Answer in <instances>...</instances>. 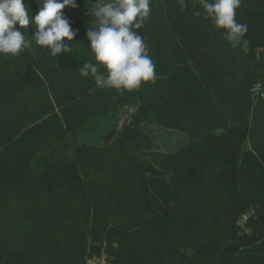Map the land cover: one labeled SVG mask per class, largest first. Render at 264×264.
I'll list each match as a JSON object with an SVG mask.
<instances>
[{"label":"trees","instance_id":"obj_1","mask_svg":"<svg viewBox=\"0 0 264 264\" xmlns=\"http://www.w3.org/2000/svg\"><path fill=\"white\" fill-rule=\"evenodd\" d=\"M75 2L70 52L17 23L27 46L0 54V264H264V0H241L235 46L200 0H149L155 79L123 94L79 71L107 77L87 13L114 0ZM148 126L186 142L156 151Z\"/></svg>","mask_w":264,"mask_h":264},{"label":"clouds","instance_id":"obj_2","mask_svg":"<svg viewBox=\"0 0 264 264\" xmlns=\"http://www.w3.org/2000/svg\"><path fill=\"white\" fill-rule=\"evenodd\" d=\"M200 3L215 27L226 29V38L233 46L238 44L248 30L246 24H238L235 18L241 0H215L214 4L200 0ZM69 6L75 9L78 4L75 0H42L41 10L30 21L23 0H0V54L16 56L27 46L25 36L15 29L17 23L25 29L30 23L35 24L37 30L32 39L42 48L50 49L53 57L70 52L71 47L63 41H73L78 29L74 31L71 22L61 14ZM149 12V0H114L105 5L97 3L91 12L88 10L87 14L95 17V24L87 28L86 36L97 64L106 68L107 77L99 74L92 63L79 69L81 76L91 75L97 87L115 89L120 94L154 80L155 65L142 37L132 30L143 26Z\"/></svg>","mask_w":264,"mask_h":264},{"label":"rangeland","instance_id":"obj_3","mask_svg":"<svg viewBox=\"0 0 264 264\" xmlns=\"http://www.w3.org/2000/svg\"><path fill=\"white\" fill-rule=\"evenodd\" d=\"M131 114V110L125 111L121 116L120 123L127 121ZM146 130L156 151L175 152L186 142L185 135L177 131L164 130L154 126H148Z\"/></svg>","mask_w":264,"mask_h":264},{"label":"built area","instance_id":"obj_4","mask_svg":"<svg viewBox=\"0 0 264 264\" xmlns=\"http://www.w3.org/2000/svg\"><path fill=\"white\" fill-rule=\"evenodd\" d=\"M88 264H109L104 257L100 258H93L91 259Z\"/></svg>","mask_w":264,"mask_h":264}]
</instances>
